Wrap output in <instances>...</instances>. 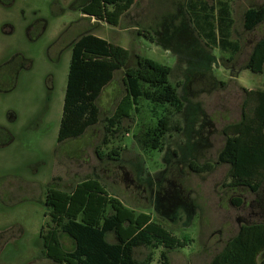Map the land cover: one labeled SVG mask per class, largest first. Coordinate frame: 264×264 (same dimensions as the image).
<instances>
[{
	"label": "rangeland",
	"instance_id": "obj_1",
	"mask_svg": "<svg viewBox=\"0 0 264 264\" xmlns=\"http://www.w3.org/2000/svg\"><path fill=\"white\" fill-rule=\"evenodd\" d=\"M79 1L14 0L8 10L0 4V66L4 58L23 60L11 90L4 93L0 85V127L8 142L0 148V184L8 188L0 197V264H54L39 236L52 226L45 191L70 193L86 180L98 181L108 195L175 237L191 240L184 249L166 251L168 264H209L241 226L264 224V184L256 194L229 188L228 166L217 163L223 128L240 120L242 89L264 90V73L238 72L264 37V22L251 32L243 29V13L264 7V0H135L115 27L75 10ZM224 4L231 19L226 39L238 46L236 53L219 45ZM86 33L127 50L125 68L135 66L136 56L169 67L180 113L142 99L123 122L127 131L103 145L105 122L125 95L121 70L97 100L98 124L57 143L71 47ZM162 115L169 132L161 150L144 148L142 140ZM112 150L119 156L109 159ZM190 163L213 169L193 173ZM59 240L64 251L73 249L67 236L59 233ZM161 251L140 248L135 258L151 256L157 264Z\"/></svg>",
	"mask_w": 264,
	"mask_h": 264
},
{
	"label": "trees",
	"instance_id": "obj_2",
	"mask_svg": "<svg viewBox=\"0 0 264 264\" xmlns=\"http://www.w3.org/2000/svg\"><path fill=\"white\" fill-rule=\"evenodd\" d=\"M134 3L135 0H82L73 8L87 18L115 27ZM218 15L219 32L226 39L231 19L225 4ZM202 20L206 28L208 16ZM263 22L264 7L250 8L243 13L242 25L247 32ZM224 38L219 40L221 48L236 53L238 46ZM128 59L127 50L88 33L73 42L57 143L75 140L98 124L97 100L115 72L121 70L125 95L105 122L103 145L127 131L123 129V122L130 119L132 112L137 113L142 99L168 105L180 113L182 102L168 82L171 69L141 56H136L134 67L125 68ZM242 70L264 73V37L254 45L238 72ZM242 92L240 120L223 128L225 141L217 163L228 166L227 187L244 188L256 194L264 184V90L242 89ZM168 132L169 119L162 115L156 120V127L148 130L146 140H142L143 147L161 150ZM111 156L118 157V150H112L108 158ZM189 169L202 174L213 168L210 164L190 163ZM45 209L52 226L46 234L40 231L39 236L44 255L54 264H153L151 256L143 261L135 258V251L140 248L162 249L157 264H168L166 251L184 249L191 243L187 237H175L149 215L126 208L96 180L82 181L70 193L50 189L46 193ZM59 233L72 240L71 251L63 250ZM209 264H264V224L241 226Z\"/></svg>",
	"mask_w": 264,
	"mask_h": 264
},
{
	"label": "flooded vegetation",
	"instance_id": "obj_3",
	"mask_svg": "<svg viewBox=\"0 0 264 264\" xmlns=\"http://www.w3.org/2000/svg\"><path fill=\"white\" fill-rule=\"evenodd\" d=\"M14 0H0V4L4 3V10H8V7L12 4ZM36 26V24L34 25ZM30 27L28 28V34H31V29L34 28ZM5 32V31H4ZM4 34H7V32H5ZM23 61L22 59H20L19 55H16L14 57H12L11 59L8 58H4V65L0 66V85L4 84V93L10 91V82L12 81V79H14L19 70L23 68V65L20 64V62ZM4 66V69L3 67ZM6 131L4 130V128L0 127V148L2 146H5L7 143L5 142V138H6ZM52 180V179H51ZM4 181V179L2 180V182ZM52 189V187H49L46 189L45 191V197H46V193ZM8 188L4 189V182L1 185L0 184V197L2 196V193L7 192ZM44 206H45V199H44ZM40 234V233H39Z\"/></svg>",
	"mask_w": 264,
	"mask_h": 264
}]
</instances>
